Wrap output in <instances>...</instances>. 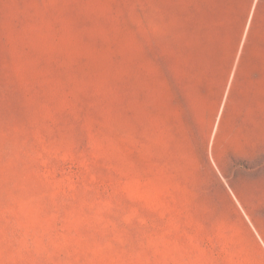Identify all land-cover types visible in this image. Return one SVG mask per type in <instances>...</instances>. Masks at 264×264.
<instances>
[{"label":"rangeland","instance_id":"rangeland-1","mask_svg":"<svg viewBox=\"0 0 264 264\" xmlns=\"http://www.w3.org/2000/svg\"><path fill=\"white\" fill-rule=\"evenodd\" d=\"M0 264H264V0H0Z\"/></svg>","mask_w":264,"mask_h":264}]
</instances>
